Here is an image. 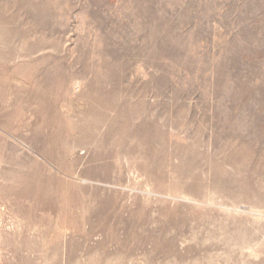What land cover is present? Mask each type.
<instances>
[{
    "label": "rangeland",
    "instance_id": "1",
    "mask_svg": "<svg viewBox=\"0 0 264 264\" xmlns=\"http://www.w3.org/2000/svg\"><path fill=\"white\" fill-rule=\"evenodd\" d=\"M0 264H264V0H0Z\"/></svg>",
    "mask_w": 264,
    "mask_h": 264
}]
</instances>
